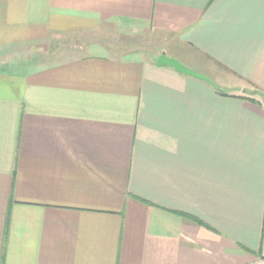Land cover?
Wrapping results in <instances>:
<instances>
[{
	"label": "crops",
	"instance_id": "obj_1",
	"mask_svg": "<svg viewBox=\"0 0 264 264\" xmlns=\"http://www.w3.org/2000/svg\"><path fill=\"white\" fill-rule=\"evenodd\" d=\"M0 264H264V0H0Z\"/></svg>",
	"mask_w": 264,
	"mask_h": 264
},
{
	"label": "rangeland",
	"instance_id": "obj_2",
	"mask_svg": "<svg viewBox=\"0 0 264 264\" xmlns=\"http://www.w3.org/2000/svg\"><path fill=\"white\" fill-rule=\"evenodd\" d=\"M162 42L161 38L142 28L129 33L120 26L111 25L102 30L64 38L57 43V49H55L58 52L70 51L79 54L93 53L127 58L157 53L162 49ZM173 44V41L169 44L167 42L166 49L170 54L174 52ZM196 72L202 74L200 70Z\"/></svg>",
	"mask_w": 264,
	"mask_h": 264
},
{
	"label": "water",
	"instance_id": "obj_3",
	"mask_svg": "<svg viewBox=\"0 0 264 264\" xmlns=\"http://www.w3.org/2000/svg\"><path fill=\"white\" fill-rule=\"evenodd\" d=\"M156 65L159 67H165V66L171 67L181 74L205 80L209 82L212 86L216 87L215 82L210 77L204 74L197 73L194 69L186 66L184 63L179 61L177 58L167 55L165 51H163L158 56Z\"/></svg>",
	"mask_w": 264,
	"mask_h": 264
}]
</instances>
